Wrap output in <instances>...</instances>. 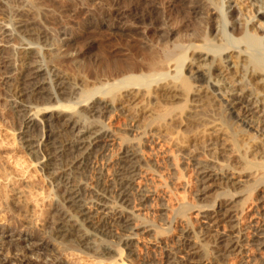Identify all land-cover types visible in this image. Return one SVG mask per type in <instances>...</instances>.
<instances>
[{
  "label": "bare ground",
  "instance_id": "bare-ground-1",
  "mask_svg": "<svg viewBox=\"0 0 264 264\" xmlns=\"http://www.w3.org/2000/svg\"><path fill=\"white\" fill-rule=\"evenodd\" d=\"M46 1L49 6L54 0ZM118 1L128 2L126 8L114 7ZM152 1L109 0L106 7L70 13L52 5L54 10L25 8L16 10L14 26L4 31L17 45L7 47L3 66L9 73L5 89L17 102L22 146L34 154L48 187L56 184L61 206L44 237L54 244L29 243L28 236L7 247L19 250V264H70L74 253L113 264H226L231 254H240L241 264H264V251H248L264 246V130L255 125L264 120L255 113L264 114V0H177L202 14L206 30L201 23L192 37L173 41L164 3ZM139 23L156 25L168 45L139 48L140 59L139 52L93 56L92 41L75 46L89 28L126 36L125 29ZM30 42L39 47H27ZM199 120L210 128L203 143L180 153L163 143L156 147L168 129ZM144 146L163 158L146 154ZM159 161H169L174 183L192 199L176 193L170 200ZM188 168L195 174L193 191L181 179ZM214 185L220 201L198 204ZM150 201L165 212L158 219L163 226L148 216L156 214ZM4 208L13 215L22 210L15 202ZM198 214L206 221L196 225ZM4 229L22 231L17 225ZM146 237L154 241L149 249L164 251L158 261L140 245ZM140 246L145 253L137 251ZM40 250L52 252L51 258Z\"/></svg>",
  "mask_w": 264,
  "mask_h": 264
},
{
  "label": "rangeland",
  "instance_id": "rangeland-1",
  "mask_svg": "<svg viewBox=\"0 0 264 264\" xmlns=\"http://www.w3.org/2000/svg\"><path fill=\"white\" fill-rule=\"evenodd\" d=\"M6 1L7 0H3L1 3V4L4 3L2 5L3 7L2 6L0 7L1 9H3V10L0 9V264H19V260H20L19 255L21 254L19 250H17V248H12V247L7 248V247L11 245V243H13L14 241L16 242L21 241L23 240V238L25 239L28 236L31 237V240L29 241V243H31V241L32 242L34 241L33 243H35L36 245H41L44 242L48 241L54 244V241L52 242L50 238H44V237L47 235H50L52 225H53L52 215L55 211V208L56 207L59 208L61 206L56 196L58 193L56 184L54 183V185H52L50 188L48 187L46 178L44 177L43 170L40 169L38 162L36 161L34 162V158H33L34 154L29 153L22 146L23 139L21 138V136L23 134H22L21 119H20V116L18 118V115H19L17 114L18 112H15L18 108L17 102L12 96L8 94V92L5 89V84H6L5 82L7 79L6 74H9V73L5 71V67L3 66V63H4L3 60L5 58V51L7 47L12 45V43L13 45L16 44V42L7 41V36H5L6 35L5 33H8L9 29L10 30L12 29V25L14 26L13 22L15 21V18L17 19L16 12L17 11L25 12V8L27 9L34 8L33 11L35 10V8H36L35 11H38L39 9L42 10L43 8L45 9L46 7L49 9H53V10L54 8L56 10H59L60 8V9H64V11H67V13L68 12L70 13V11L72 12V10L76 9L77 7V9L83 12L87 8L88 10H90L91 8L97 9L100 7H106V4L108 5L109 0H94V1L92 0V2L91 0H85V1L82 0L83 2L79 0H61V1L58 0L57 2V0H54L55 5H53L54 4V1H53L52 3L48 2L49 6L46 5L47 4L46 0H45V3H46L45 5L44 3H41V2H44L43 0L41 1L35 0L36 2L35 1L33 2L32 0L33 3L30 1L28 2V0H25V1L24 0L23 1L22 0H9L8 2H9L10 9L13 8L12 11L9 9V7H7L6 9L5 6L6 5L8 6V4H6ZM147 1H152V0H147ZM153 1L157 3L158 5H161L162 3H164L165 5L166 13L169 17L167 26L168 28H171L173 31V33L169 37L170 41L171 40L173 41L178 38L179 39L185 38L186 36L188 38L190 36L192 37V34L195 32L194 29L196 28V26L198 27L202 23L201 22L202 14L195 15L194 13L190 12L189 8L186 5L184 6L182 2L180 1L179 3L177 0L176 1L153 0ZM125 2L126 1H124L123 3ZM61 3L64 7L61 5ZM123 3L122 2L119 3L118 1L114 5V7L126 8L127 4L125 5ZM51 5L52 7L54 6V8H51ZM19 7H20V10H19ZM22 7H23V10H22ZM4 10H5V13H4ZM8 12L10 14L9 17L11 18L7 19V21L9 20L7 22L5 19L8 18V15H6L8 14ZM32 13L29 12L28 14L29 18ZM13 14L15 16L14 18H13ZM81 16H83V13ZM12 19H14V21H12ZM10 21L12 22L11 24H9ZM138 25L136 26L137 28L134 25H132L127 28L128 30L125 29V34L124 33L123 34L126 36H123V35L119 36L118 34H111L105 31L104 29L94 31L93 29L89 28L90 31L91 30L92 31L84 32L85 31L84 30L83 36H79L77 40V45L75 46L78 47L77 49H81L85 47L87 43H90L92 41V43H94V47L90 53L93 56L100 55L101 52L103 55L104 53H106V55L110 53L111 56L116 55L117 57L123 54V52L128 55L130 54V56H133V55L136 56V54H138L139 52V54L136 56V59H140V55H142V51H137V49L139 48L145 49L150 44L152 46V45H156V43L157 45L163 44L164 42L166 43V41L163 40V38H161L159 34H157L158 32H156L157 30L155 29L156 25L153 26L154 24L152 25L149 24L150 26L148 25V27L147 25L146 27H143L144 25L141 23H139ZM202 26H204L203 23H202ZM143 28L144 29L146 28V29L144 30ZM203 28L204 30H206L205 26ZM235 30L234 32L236 33L237 29ZM26 44H27V47L31 46L32 48H35L38 45L37 43H33V42L26 43ZM163 45H168V44L166 43ZM14 46H17V45H14ZM128 51L134 54L131 55V53ZM16 71L17 70L11 71L10 74L15 75ZM149 100L152 101V103L155 102V98H149ZM221 101L220 103L224 104V102L223 101L221 102ZM28 103L30 105L32 104L30 101H28ZM198 107H202V104L198 105ZM209 107L210 108L212 107L211 104L206 105L204 108L208 109ZM213 107H216V106L213 105ZM255 113L259 119H262V120L264 119L263 112L256 110ZM247 118L249 119V117ZM199 121H194V122L192 121L193 123L192 122L189 123L191 125L183 124L180 126L178 124L174 126L173 128L168 129L166 136L163 139L157 140V142L159 143L156 144V147L159 144L163 143V145L171 146L174 150H176L177 153H180L179 149L187 150L193 143H199V144L203 143L204 141L201 142V140H203L206 136L208 137V133H210V130H209L210 128L206 127L208 124L207 122H206L207 124H205L204 122L205 125H202L203 121L202 120H199ZM255 125H257L258 128H261L262 130H264V120L259 123L255 122ZM116 126H119V124ZM39 129H40L39 126H36L33 129L32 134H35V137L37 134H38L37 136H39ZM210 147L211 146H209V148ZM198 149H201V147H199ZM147 150L148 152H146V154L150 156L152 155L153 157L156 156L159 159L163 158V156H159L160 154H157V152H154V153L149 152L151 150L147 146H144V151H147ZM216 156H217V153H216ZM181 159L182 160H180V162L183 161V158ZM168 162L159 161V163L163 166L162 169L164 170V178H166L169 184L168 189L170 191L168 192V194H169L170 200L174 197L176 193L177 194L179 193L181 195L185 194L189 199H192L193 195L191 193L186 192L187 190L186 191L182 190L178 183L177 184L174 183L175 175L172 173L171 170L173 169L169 167ZM239 165H240L239 163H236L238 171L240 170ZM182 173H183V176L181 177V179L186 180L188 183L187 188L193 191V189L196 188V181L194 179L195 174L192 172L190 168H188L187 170H184V172L180 171V174ZM171 185L173 186L172 191L170 189ZM219 189L220 188L214 185L212 189H210L207 193H205L202 196L199 195L200 198H198L199 199L198 204L199 203L209 204L215 199H216L215 201H220L219 198L218 199L216 198L218 195ZM164 198L168 199V195L165 196ZM164 198L161 199L162 200L161 202L166 201ZM240 198L241 197L236 198V201H239ZM15 200L16 201L18 200V201L16 202ZM4 202L5 203L15 202L16 205L22 207V210L18 212L17 214L13 215L9 211H7L6 208H4V205H5ZM157 203L159 202L150 201L148 203V204H151V207H152V210L150 208V213L152 211L156 212V214L154 213H153L154 215L148 214V216L151 215L152 217H154V219L157 220L156 221L157 226H159L161 223L158 221V219L159 217H163V216L165 217V212L161 209V207ZM194 209L195 208H193V210ZM156 215H158V217ZM196 219H197L196 225H199V223H201L202 221H206V219L203 218V216L200 214L197 215ZM242 222L244 221L242 220ZM2 225L7 226L8 229L11 228L12 226L17 225L19 226V229L22 230L21 234L16 233L14 230L4 229L3 231H1ZM160 226H163V225H160ZM219 229L220 231H222V228L220 226H219ZM147 239L148 237L141 239L140 245H142V243L146 244L148 247V250H153V251H149L150 255L154 257V259L156 260L160 259L161 256L164 254V251H154V249H149V248H153L152 244H154V241L152 239L151 240L149 239L147 240ZM103 243L104 245H107L106 241H103ZM40 251L42 252L43 250H40ZM137 251L145 253L144 249H142V246H140V248L137 249ZM248 251H250L253 255L259 256V254H257V251H264V246H262L260 250L256 249L255 247L248 246ZM41 252L39 253V254H42L40 256H45L46 258H51L52 256V252H49V251L44 252L45 254ZM68 252L69 251L67 250V253ZM74 254L73 255L69 254L71 256L67 257L70 264H113V262L111 261L110 262L104 261L102 263L92 261L91 258L89 259V257L87 255H84L83 253H74ZM31 258L34 259V256H32ZM243 259L244 258H242L240 254L239 255L231 254L229 257H227L226 260L228 263L226 264H241V261H243ZM125 262L123 264H131L128 260L127 261L125 260ZM120 263L121 262H119V260L117 259L114 264H120Z\"/></svg>",
  "mask_w": 264,
  "mask_h": 264
}]
</instances>
